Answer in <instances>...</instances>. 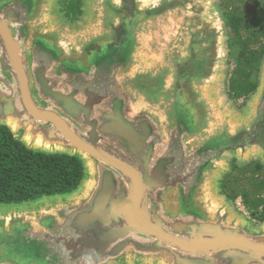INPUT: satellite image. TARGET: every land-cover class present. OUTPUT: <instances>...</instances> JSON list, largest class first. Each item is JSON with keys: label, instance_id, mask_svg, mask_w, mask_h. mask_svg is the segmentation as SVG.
<instances>
[{"label": "water", "instance_id": "95a60500", "mask_svg": "<svg viewBox=\"0 0 264 264\" xmlns=\"http://www.w3.org/2000/svg\"><path fill=\"white\" fill-rule=\"evenodd\" d=\"M59 1L0 0V125L84 176L0 204V264H264V216L220 190L232 161L264 165V62L234 115L209 0H80L73 23Z\"/></svg>", "mask_w": 264, "mask_h": 264}, {"label": "trees", "instance_id": "16d2710c", "mask_svg": "<svg viewBox=\"0 0 264 264\" xmlns=\"http://www.w3.org/2000/svg\"><path fill=\"white\" fill-rule=\"evenodd\" d=\"M235 1H239L244 8L232 5L228 9L229 6L225 2L221 0L219 2L224 8L222 17L227 45L229 48L234 43L238 46L233 59L235 65L230 76L229 87L231 92L236 93L235 95L244 93L248 96L257 87L258 65L264 57V0H233ZM71 6H75L77 11L80 8L73 3ZM248 11H251L247 19L249 25H245L244 29L253 26L255 31L251 33L254 41L260 38L263 40L258 47H251V43L241 37L242 21ZM235 36H238V39L233 42ZM231 54L230 52V56ZM252 75H254L253 79ZM231 169L239 171L242 179L246 180V185H241L240 178L235 177L232 185L238 188L232 187L228 193L225 187L226 180L232 174L230 170L224 181L227 194L223 193L232 201L241 196L246 206L257 209L263 201L260 193L264 192V165L258 160L243 165L232 162ZM83 176V163L77 156L45 153L27 148L23 142L13 137L8 127L0 125V204L21 203L44 195L70 192L78 186ZM263 216L264 207L260 212V221Z\"/></svg>", "mask_w": 264, "mask_h": 264}, {"label": "rangeland", "instance_id": "374dc122", "mask_svg": "<svg viewBox=\"0 0 264 264\" xmlns=\"http://www.w3.org/2000/svg\"><path fill=\"white\" fill-rule=\"evenodd\" d=\"M222 2H225L229 7L228 9H230L232 7V5L234 6H241V8H244V6L242 7V5L240 4L239 1H235L233 2V0H221ZM80 0H60L59 1V10L64 14L65 12V18L67 20V18L69 19H74L77 15V18H75V20H68L70 22H76L79 18L80 15V8L77 11L75 6H71V3L75 4V5H79V7H81V4H79ZM220 0H209L210 5L212 6V8L215 9V11H217V14L219 16V19L221 17L222 21L224 22V19L222 17V11L224 10L223 7L220 6L219 4ZM63 3V4H62ZM63 7V9H62ZM249 8H251L250 6H248ZM251 11H248L245 18L242 21V27H241V37L245 38L250 44L251 47H258L259 43L262 42L263 40L260 38V40L258 39V41H254V36H252V33L254 30L253 26L247 28L246 30L244 29L245 25L248 24V17L250 15ZM249 25V24H248ZM225 26V25H224ZM226 31V29H225ZM227 36V35H226ZM238 39V36H235L233 38V42H235ZM255 42V43H253ZM238 51V46L234 43V45L229 48L228 47V55H227V60H226V69H225V74L221 80L220 83V92L219 95L223 101V103L225 104V106L229 109L230 112H232L234 115H242L245 112V107L247 105V102H249V99L252 96V93L249 94L248 96H245L244 93H240L241 95H235V92H231L230 91V87H229V81H230V76L232 75V72L234 70V56ZM230 52L232 53L230 56ZM263 62L264 59L262 58L261 61L259 62L258 65V70H257V76H256V81H258V78L260 79V69L263 67ZM254 75L251 76V78L253 79ZM225 98V99H224ZM249 105V104H248ZM258 157L256 156H251L248 157L246 159V161L243 163H247L250 161H254L257 160ZM234 162V161H232ZM231 162V164H232ZM235 163V162H234ZM241 164V165H243ZM232 171V169H231ZM230 171V172H231ZM228 175V173L226 174ZM224 176L221 180H220V190H223L222 192L226 193V190L228 191V193L232 190V187L234 188H238V186H233L232 182L235 179V177L240 178V184L245 186L246 185V180L243 178L242 179V175L239 174L238 170H233L232 174L230 175V177L226 180V190L224 188V181L227 178V176ZM227 197V196H226ZM260 197L262 198V202L260 203V205L257 207V209H252L248 206H246L243 201H242V197L238 196L236 199L237 200H241V205L243 206V209L238 208V206L236 205V199L234 201H231L232 206L234 207L235 211L239 214H241L242 216H244L250 223H252L253 225H258L260 224V220H259V216H260V212L262 210V208L264 207V192L260 193Z\"/></svg>", "mask_w": 264, "mask_h": 264}, {"label": "built area", "instance_id": "2783aa9c", "mask_svg": "<svg viewBox=\"0 0 264 264\" xmlns=\"http://www.w3.org/2000/svg\"><path fill=\"white\" fill-rule=\"evenodd\" d=\"M236 205L238 206V208L243 209V206L241 205L240 199L239 200L236 199Z\"/></svg>", "mask_w": 264, "mask_h": 264}, {"label": "flooded vegetation", "instance_id": "af4514ba", "mask_svg": "<svg viewBox=\"0 0 264 264\" xmlns=\"http://www.w3.org/2000/svg\"><path fill=\"white\" fill-rule=\"evenodd\" d=\"M67 20H75V19H69V18H67Z\"/></svg>", "mask_w": 264, "mask_h": 264}]
</instances>
